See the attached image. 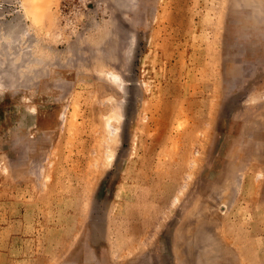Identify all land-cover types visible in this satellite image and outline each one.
I'll return each mask as SVG.
<instances>
[{"label":"rangeland","instance_id":"1","mask_svg":"<svg viewBox=\"0 0 264 264\" xmlns=\"http://www.w3.org/2000/svg\"><path fill=\"white\" fill-rule=\"evenodd\" d=\"M0 264H264V0H0Z\"/></svg>","mask_w":264,"mask_h":264}]
</instances>
